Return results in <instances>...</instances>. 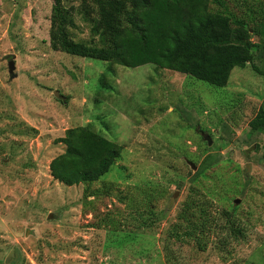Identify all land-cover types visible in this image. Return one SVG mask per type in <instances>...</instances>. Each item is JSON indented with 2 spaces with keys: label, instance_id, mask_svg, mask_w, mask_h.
Segmentation results:
<instances>
[{
  "label": "rangeland",
  "instance_id": "374dc122",
  "mask_svg": "<svg viewBox=\"0 0 264 264\" xmlns=\"http://www.w3.org/2000/svg\"><path fill=\"white\" fill-rule=\"evenodd\" d=\"M223 1L262 45L264 0ZM51 10L0 0V264H264V131L249 125L264 105V51L217 87L54 50ZM72 13V36L91 39ZM86 124L120 156L98 181L65 185L49 163L65 130ZM188 200L191 234L177 220Z\"/></svg>",
  "mask_w": 264,
  "mask_h": 264
},
{
  "label": "trees",
  "instance_id": "16d2710c",
  "mask_svg": "<svg viewBox=\"0 0 264 264\" xmlns=\"http://www.w3.org/2000/svg\"><path fill=\"white\" fill-rule=\"evenodd\" d=\"M66 1L52 0L49 43L52 49L68 54L125 67L150 63L223 87L234 67L252 61L257 48L264 51V42L250 41L246 21L235 16L223 0H90V4L82 0L77 8ZM74 11L89 24L91 39L72 36ZM261 20L264 22V8ZM100 84L108 86L103 76ZM249 125L251 131H264V105ZM59 141L65 145L64 151L51 159L49 170L65 185L88 186L98 181L121 153L119 144L90 124L67 128ZM211 164L213 161H206L195 173ZM194 204L188 200L177 214L178 221L189 222L184 230L187 234L198 228L190 217ZM154 211L147 210L145 225L157 217ZM179 231L175 223L173 232L178 235Z\"/></svg>",
  "mask_w": 264,
  "mask_h": 264
},
{
  "label": "water",
  "instance_id": "95a60500",
  "mask_svg": "<svg viewBox=\"0 0 264 264\" xmlns=\"http://www.w3.org/2000/svg\"><path fill=\"white\" fill-rule=\"evenodd\" d=\"M15 68V65H14V61L13 60H10L9 62V73L12 74L13 73V70ZM191 164V167L195 169V165L190 163ZM236 202L238 201V199L235 200Z\"/></svg>",
  "mask_w": 264,
  "mask_h": 264
}]
</instances>
